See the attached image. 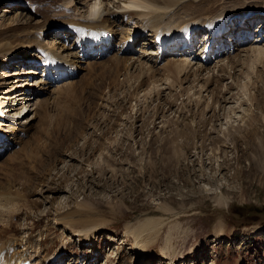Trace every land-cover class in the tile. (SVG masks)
I'll return each mask as SVG.
<instances>
[{
  "label": "rangeland",
  "instance_id": "1",
  "mask_svg": "<svg viewBox=\"0 0 264 264\" xmlns=\"http://www.w3.org/2000/svg\"><path fill=\"white\" fill-rule=\"evenodd\" d=\"M67 1L0 0V32L15 33L17 25L11 23L21 9V17L29 14L38 22L35 37L48 49L56 48V54H65L64 59H80L81 48L75 39L65 38V28L46 25L92 20L89 8L95 1L94 16L115 20L113 45L100 54L93 48L94 55L73 72L72 65L64 70L65 77L53 74L59 66L43 74L46 50L25 46L11 59L8 53L0 56V91L14 84L26 86V97L37 91L28 102L33 106L24 110L29 117L40 99L46 106L28 128L18 124L25 121L22 113H0L9 119L2 126L6 141L0 148V195L13 198L2 201L8 212L0 215V240L22 238L23 248L36 250L37 264H169V256L162 254L165 236L169 225L179 224L171 240L172 264H264V34L222 49H230V55L212 58L207 65L223 62L227 69L219 72L216 66L209 74L211 83L201 88L207 75L201 74L193 86L191 76L205 55L214 54L200 52L207 42L204 33L188 47V56L189 50L185 52L183 60L190 61L187 75L174 77L162 65L184 57L148 53L153 46L143 49L152 38L149 30L139 32L147 17L137 13L153 12L152 7L139 0ZM209 2L214 12L228 5L222 16L233 18L237 27L245 19L251 22L249 13L264 9V0ZM27 4L34 11L24 9ZM133 10L137 13L126 15ZM117 17L118 23L127 21L131 31L136 30L123 54V25L116 23ZM252 20L264 32L263 17ZM21 32L15 33L14 44L24 37ZM127 61L155 66L146 71L154 76L147 77L145 71L141 75L137 64L129 68ZM46 79L48 89L39 91ZM219 190L225 202L215 204ZM70 214L81 220H59ZM149 218H167V223L157 240L137 254L132 232ZM218 221L224 227L215 232ZM74 229L95 230L93 241L79 238ZM26 238L31 248L24 245Z\"/></svg>",
  "mask_w": 264,
  "mask_h": 264
},
{
  "label": "bare ground",
  "instance_id": "2",
  "mask_svg": "<svg viewBox=\"0 0 264 264\" xmlns=\"http://www.w3.org/2000/svg\"><path fill=\"white\" fill-rule=\"evenodd\" d=\"M139 1H140V3H143L146 6L152 7V10H154V11L153 12H147V13H143V12L137 13L136 11L133 10V11L128 12L126 15L129 16L132 13H137L139 16H143V18L147 17V18H144V21L139 26L140 28L138 30H139V32H140V30L142 32L149 30L147 32L149 33V36L152 39H149V40L146 39V43H143L144 45L143 44L142 45H143V49L145 52L147 51V49L145 47H147V46L152 47L153 46V50H151L152 52L150 51L148 53H151L154 55L158 54L155 52V50H156L155 46L157 45L156 47L158 49L160 47H162V53L166 54V56L171 55L173 57H175V56L176 57H184L185 52H187V47H186L187 44L184 41L187 40V42L193 44V41L195 40V37L197 36V34L201 31H203L204 32L203 35L205 36V38H206L205 40L207 42H206V45H203V44L201 45L200 52H202V53L206 52L208 50L207 45H209V43H210L209 48L214 47L213 44L216 43V46H217V49H219L220 55L224 54V55H226L224 58H226L228 55H230L228 53V51L230 49L226 52L222 51V49H225L228 47L231 48V45L234 42H237L238 44L244 43L247 40H249L248 39L249 37H251V35L248 32L249 28H247L245 26V24L249 23V22H247V21H249L248 19H245L244 22L241 23L242 25L237 27L238 23H236V22L232 23L233 18L222 16L223 9L228 5L222 6L221 9L219 10V12H214V8L212 7V5L209 2L211 0H203V1L202 0H139ZM70 2H72V0H69L66 3H70ZM95 2H93V4H91L90 8H89L91 10L89 12V15L91 17H93V19H92L93 21L87 20V22H77V23L72 21L70 24L61 23L59 25H58L59 22L54 21V23L46 25L47 28H54V27L55 28H61V29L65 28L66 30L62 29L65 31V38L66 39L72 38L73 40L75 39L74 43L76 42L75 43L76 46H79V48H81L80 51L82 52V56L78 57L80 59H75V58L70 57V59L65 58L67 60L66 61L63 57L65 54H62V53L56 54L55 53L56 48H55V50L54 49L53 50L48 49L47 46L42 43V39L40 37L39 38L35 37L36 35L34 34L35 33L34 29H36L38 27V22L37 21L32 22L33 17L29 14H28V16H26V18L21 17V13L19 12V11H21V9L20 10L18 9L16 11V14H15L16 16L14 18V21L11 23L12 24L11 26L14 27V25H17V28H13V31L16 34H18L17 32H19V30H21L24 33L23 34L24 37H21V39H19L20 43L14 44L13 40L16 39V37H14L15 33L14 34L9 33L8 31L0 32V56L8 53L7 57L9 59H11L10 58L11 56L16 55L17 53H19V54L22 53L23 47L28 46L31 49H33V47H34V48L38 49L39 52L40 51L44 52L46 50L45 57L43 58V63H44L43 66H45V67L48 66L46 69L48 71V73L45 72L44 75L47 76V75L51 74V71L49 70V68H51L52 65L54 67L59 66V68H55V70L53 72V74H55V73H57V75L59 74V78H61L63 75L67 74V73H65L66 69L73 67L71 69L72 70L71 72H73L74 68L78 69L80 67V64L84 61V59L86 57L94 55L91 51L93 48L95 50H97L98 53L100 51H103V49H105L104 43L107 40H109V38L112 36V33H113L112 28H111V22H113V21L115 22V20H113L114 17H110V19H107V17H105V16L100 17V18L98 17V15H97L98 18L96 16H94L97 14L96 10L98 9L97 3H95ZM4 3L7 4L6 5L7 7H8V5H10L9 2H4ZM230 4H232V3H230ZM250 4H252V3H250ZM0 5H2V4H0ZM232 5H235V3ZM6 9H5V11H6ZM24 9L30 10L33 8L29 7V5L27 4L24 7ZM22 11H23V9H22ZM30 11H34V10H30ZM261 12L249 13L248 16L251 17V22L253 21L252 18L254 16H258V20L260 19V17L264 16V9L261 10ZM25 13L27 14L28 12H25ZM112 14H114V13H112ZM1 16H2V14L0 15V17ZM17 17H19V20H16ZM239 18L240 17L235 18L236 21H238ZM94 19H95V21H94ZM115 19H116V17H115ZM171 19L174 21H176L178 19V21H177V23H175V22L173 23L171 21ZM263 19H264V17H263ZM64 20L66 21L65 18H63V21ZM117 21H118V17H117L116 23H118ZM118 24L123 25L122 32L120 31L121 32V34H120V37H121L120 38V42H121L120 49L122 51L121 54H123V53L128 52L129 47L131 46V41H129V38L132 34H134V33L136 34V32H135L136 30H134V32L131 31L132 29L130 28V24L127 21H125L124 23L119 22ZM223 24H224V27H223L222 33L225 36L221 38V33L218 32L217 27L220 25H223ZM46 26H43L42 29H45ZM42 29H38L39 32ZM256 29H258V30L251 32V33H253V38L264 34L263 31L261 33V28H256ZM225 30H228V32L226 33ZM114 31H116V30H114ZM22 32L20 33L21 35H22ZM71 32H74L75 36H71L70 35ZM130 32H132V33H130ZM123 33H124V36H123ZM176 33H189V34H191V39L189 37L184 38V39H182L183 40L182 45L175 43L174 46L171 48L170 43H172V35H174ZM20 34L18 36H20ZM6 37H8V39H6ZM100 41H101V43H100ZM21 43L23 45H21ZM201 43H203V42H201ZM237 43L235 45H237ZM19 45H21V46H19ZM111 45H113V41L110 43V46ZM114 46H115V44H114ZM260 48H254L253 51L256 50L258 52L260 50ZM27 51L28 50H24L23 52H27ZM231 52H233V50ZM99 54H96V55H99ZM259 54L256 55V57L260 56ZM213 55H210L209 57H207V55H205V57L202 58L201 64H199V66L196 67V70L194 73L195 75L191 76L193 78L195 77V79L192 82V86L195 82L197 85V81H198L197 78H199L201 76V74H203V75H207V77L204 78L203 85L199 84V86L201 88H203V87L207 88V86L212 81L211 77H209L210 76L209 74L211 71L212 72L214 71L213 69H215L216 66H217L219 72L225 71L227 69V67L223 64V62L222 63L220 62L218 64L215 63V66L212 68L208 67L207 64H209L211 61L214 60V59L212 60V58H219V57H216L217 55H214V56ZM119 56H121V55H119ZM162 57H163V55H162ZM183 59L185 60L186 58L185 57L184 58H177L174 61H169L168 63L162 65V69L165 72L172 73L173 74L172 76H174V77L179 76V74L182 72H183L182 73L183 75H187V72L184 70L189 68L190 61H188V60L184 61ZM128 60H130V59H128ZM218 60L221 61L223 59H218ZM227 63L230 65V67L232 66V62L228 61V59H227ZM136 64L139 68V70L136 69V71H140V73H142L141 75L144 74V71H145V75H147V72L151 69V66L155 67V66L150 65V64L146 65L147 63L143 64L142 61H138ZM136 64H134V61H132V62L127 61L128 67L130 66L129 68H131L132 66H134ZM71 65H72V67H71ZM205 66H207V67H205ZM126 68H127V66H126ZM158 70H159V68H158ZM27 72L33 73L32 70H30L28 68H27ZM152 74L147 75V77L154 76V74L153 75ZM57 75H55L56 79H57ZM211 75L213 76L212 73H211ZM52 78H55V77H52ZM166 79H169L168 74H166ZM155 81H157V80H154V82ZM154 82H153V84H154ZM47 83H48V81L45 80L44 81V85H45L44 89L39 88L38 90L41 91V90L48 89V87L46 86ZM140 84H141V82H140ZM22 86H24V88L26 87L25 85H22ZM22 86L20 84H14V85H12L11 88H8L7 90H4L3 92L0 91L1 94H3V93L5 94L3 97L0 96V113L3 114V111L4 112L14 111V113H15V111H18L16 113H19V114L22 113L23 115H21L20 119H22L24 117L25 121L18 122V124H20L23 128H25V127L28 128L31 125L30 123L33 122L32 120L35 119L36 116L39 115L41 112H44V110L46 109V106H45L44 100L40 99L37 106H35L34 108H31V111H34V114H32L31 117L26 116V114L29 112V110L25 111V113H23V112L26 109L27 105L33 106V102L31 104H29L28 102L33 101L35 99L37 91H35V92L33 91V93L35 95L34 97H31V96L26 97L24 95L25 89H22ZM8 91L13 92L12 95L9 94ZM186 93H188V92H186ZM19 116L20 115H18V117ZM27 118H28V120H27ZM7 121H9L8 117L7 118L2 117L0 114V145H2V147H0L1 149H3V145L5 144V141H6L5 140V138H6L5 137V130L2 126L6 125ZM1 130H4V132H1ZM9 131H15V128L10 129ZM2 194H4V193H2ZM7 194L8 193H6V195ZM6 195L5 194L0 195V215H3L4 212H8L7 207L2 204V201L8 202L7 200L9 198H12V197L10 196L6 200ZM224 199L225 198L223 197L220 190L218 191V194H216L214 196L215 204H219V203L222 204L223 202H225ZM224 205L225 204H223V206ZM163 211L168 213V212H170V209L164 207ZM9 213L10 214L13 213V210L12 211L10 210ZM171 215L174 216L175 214H171ZM64 217L65 216L61 217L62 219L59 218V220H63V219L67 220L68 219V220H71L72 222H78L81 220L79 218L74 217L73 214L68 215L66 218H64ZM166 219L167 218H149L144 224L135 228V232H132V233L134 234V244H135L134 248L136 249L135 252L137 254L143 253L150 244L154 243L157 240L159 233L163 229L164 225L167 223ZM76 220H78V221H76ZM82 221H83V219H82ZM88 225L89 224H85V226H88ZM178 227H179V224L169 225L168 232L165 236V246L163 248L162 254H164L165 256H169V260H170L169 264L173 263V258L175 255V251H174V248L172 247L173 244L171 243V240H172V236L174 235L175 229H177ZM222 227H224L223 224L221 223V221H218L214 226V231L215 232L221 231ZM73 231H74L73 233L75 235L79 236V238H83V240L86 239L88 241L89 240L93 241V232L95 230L92 231L91 229L90 230H87V229L86 230H80V229L75 230L74 229ZM89 231L91 232L90 235L88 233ZM145 233L151 234V238H149V239L144 238L143 239V236ZM20 240L23 241L22 238L20 239L16 236H9L7 239L0 240V264H37V263L33 262V258L38 257L37 254L35 255L36 250L34 249L33 252L31 251L32 253L27 251L26 248H23V244H22L23 242H20ZM167 244H170V245L168 246ZM24 245H26L27 248L32 247V244H30L29 238L25 239ZM45 257L48 258L47 256H45ZM53 260H54V257H53Z\"/></svg>",
  "mask_w": 264,
  "mask_h": 264
}]
</instances>
